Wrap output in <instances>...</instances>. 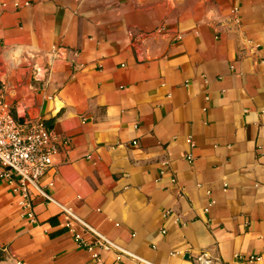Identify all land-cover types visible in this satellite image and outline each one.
Here are the masks:
<instances>
[{
	"label": "crops",
	"instance_id": "1",
	"mask_svg": "<svg viewBox=\"0 0 264 264\" xmlns=\"http://www.w3.org/2000/svg\"><path fill=\"white\" fill-rule=\"evenodd\" d=\"M0 97L61 136L41 184L120 247L264 264L238 259L264 252V0H0ZM19 198L0 180V264H148Z\"/></svg>",
	"mask_w": 264,
	"mask_h": 264
},
{
	"label": "built area",
	"instance_id": "2",
	"mask_svg": "<svg viewBox=\"0 0 264 264\" xmlns=\"http://www.w3.org/2000/svg\"><path fill=\"white\" fill-rule=\"evenodd\" d=\"M15 5L18 6L19 3ZM18 117L14 114L11 104L0 97V180L9 184L11 190L19 195L21 215L36 223L38 219L34 211V201L37 197H42L46 202L56 203L60 207L64 227L71 232L78 245L87 249L100 247L113 250L118 260L128 256L155 264L120 247L79 217L70 206L60 203L47 191V187L52 186L54 181L42 185L41 178L53 167L62 138L40 117H25L23 123ZM133 143L137 144V141ZM211 205L210 201L205 211H209ZM262 255L264 252L248 257L238 255V259L241 262H252Z\"/></svg>",
	"mask_w": 264,
	"mask_h": 264
},
{
	"label": "water",
	"instance_id": "3",
	"mask_svg": "<svg viewBox=\"0 0 264 264\" xmlns=\"http://www.w3.org/2000/svg\"><path fill=\"white\" fill-rule=\"evenodd\" d=\"M18 119H19L20 122L23 123L25 121V115L24 116H19Z\"/></svg>",
	"mask_w": 264,
	"mask_h": 264
},
{
	"label": "trees",
	"instance_id": "4",
	"mask_svg": "<svg viewBox=\"0 0 264 264\" xmlns=\"http://www.w3.org/2000/svg\"><path fill=\"white\" fill-rule=\"evenodd\" d=\"M2 257H3V256H2V254H1V252H0V261H1Z\"/></svg>",
	"mask_w": 264,
	"mask_h": 264
}]
</instances>
